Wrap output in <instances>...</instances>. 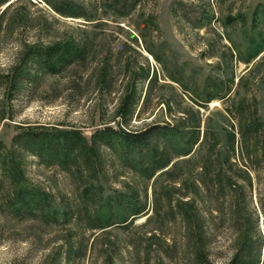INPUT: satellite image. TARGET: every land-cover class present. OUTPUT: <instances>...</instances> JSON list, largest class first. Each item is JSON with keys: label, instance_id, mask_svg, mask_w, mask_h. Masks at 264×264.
<instances>
[{"label": "rangeland", "instance_id": "1", "mask_svg": "<svg viewBox=\"0 0 264 264\" xmlns=\"http://www.w3.org/2000/svg\"><path fill=\"white\" fill-rule=\"evenodd\" d=\"M262 6L264 0L2 6L0 147L10 163H0V264H198V256L227 264L236 254L264 264V48L253 58L250 44H261V24L255 28L251 18ZM64 43L83 47L85 58L57 74L40 71L34 87L9 94V75L27 48ZM165 125L180 137L166 148L169 164L151 178L140 175L137 154L96 147V156L63 165L13 141L27 128L75 130L89 141L106 126L136 133ZM155 135L151 144L162 147ZM19 189L27 195L21 200ZM123 198L141 210L124 224L131 211Z\"/></svg>", "mask_w": 264, "mask_h": 264}, {"label": "trees", "instance_id": "2", "mask_svg": "<svg viewBox=\"0 0 264 264\" xmlns=\"http://www.w3.org/2000/svg\"><path fill=\"white\" fill-rule=\"evenodd\" d=\"M9 0H0L1 7L6 5ZM64 9L68 10L67 7ZM82 16V15H79ZM230 22L234 21L233 18H228ZM260 22L262 31L260 32V42L250 39V44L254 45L252 57L255 58L261 53L264 48V6L258 10V7L254 10L251 18L253 26ZM2 30V12L0 11V32ZM155 60H159L154 53H150ZM86 56V51L83 47H77L73 43L53 44L49 46L34 45L27 48L14 69L13 74L9 75V94L18 92V90L25 89L27 87H34L39 80L38 72L43 71L47 73H59L63 69L69 67L81 61ZM148 74V73H147ZM0 78L3 77L0 75ZM153 78V79H152ZM156 76L153 77V73L150 76V80H156ZM175 82V81H174ZM19 84L23 85L20 88ZM134 103L132 97L125 100L121 105L119 114L122 117H126L127 111L130 110L131 105ZM157 137L156 142L162 141V147H154L151 144L150 138ZM179 131L177 128L165 126L149 127L144 131L130 133L122 130H116L110 126H106L100 130L94 131L90 140L88 141L78 131L69 130H54V129H23L13 137V141L24 151L34 154L40 160H48L49 162H61L66 165L73 159H78L80 156H96V147H105L111 150H120L123 157L129 155H140L139 160L135 165L139 166V173L141 176L151 178L155 172L164 169L170 162L169 153L166 152V148L178 143ZM193 142V141H190ZM196 141H194V144ZM1 145V143H0ZM2 148L0 147V163L9 164L10 160L7 156L1 155ZM142 151H146V159L142 155ZM183 156L190 153L186 149L185 145H181L179 151ZM9 160V161H8ZM147 166L144 167V164ZM21 193V195H20ZM24 190L19 189L17 198L20 200L27 195ZM28 200V199H27ZM26 200V202H27ZM124 207L131 211L129 217L123 219L122 224L128 222L131 216H137L141 213V210L136 209L133 205L128 204V199L123 198ZM120 223V224H121ZM198 264H205L199 256L197 257ZM227 264H259L258 258L255 259L249 254L245 257H239L237 254L231 257Z\"/></svg>", "mask_w": 264, "mask_h": 264}, {"label": "bare ground", "instance_id": "3", "mask_svg": "<svg viewBox=\"0 0 264 264\" xmlns=\"http://www.w3.org/2000/svg\"><path fill=\"white\" fill-rule=\"evenodd\" d=\"M150 57V56H149ZM214 105V104H213Z\"/></svg>", "mask_w": 264, "mask_h": 264}]
</instances>
